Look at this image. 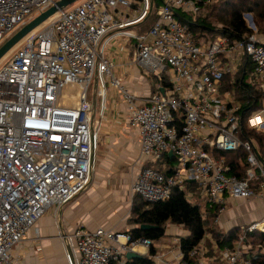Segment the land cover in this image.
I'll use <instances>...</instances> for the list:
<instances>
[{"label":"built area","instance_id":"built-area-1","mask_svg":"<svg viewBox=\"0 0 264 264\" xmlns=\"http://www.w3.org/2000/svg\"><path fill=\"white\" fill-rule=\"evenodd\" d=\"M56 1L0 0V46ZM159 1L80 0L30 32L1 60L0 264H18L17 250L29 230H37L51 208L61 220L62 209L92 182L100 150L99 121L88 95L94 79V92L103 100L101 115L114 90L126 104L129 124L139 129L146 163L132 182V194L163 201L173 187L195 181L204 200L219 206L220 213L229 198L264 199L259 144L240 138L243 105L222 89L224 74L237 72L243 56L254 64L253 75L264 88V44L253 15L244 14L254 31L247 37L219 35L199 42L179 13H198L216 0ZM153 12L148 32H135ZM132 40L134 60L149 73L162 81L163 73L170 72L171 87L160 85L141 103L115 74L116 64L107 53L115 42L125 46ZM69 84L81 92L73 97L74 106L62 100ZM248 125L264 131V106L248 118ZM240 148L250 166L243 178L231 174L226 158L216 155ZM170 151L177 161L170 176L148 165ZM246 227L264 232V219ZM60 237L68 264H127L128 252L152 244L148 239L131 242L128 232L104 228L70 233L61 227ZM242 240L222 253L224 264H249ZM206 253L201 243L190 255L197 257L196 264H207Z\"/></svg>","mask_w":264,"mask_h":264},{"label":"crops","instance_id":"crops-1","mask_svg":"<svg viewBox=\"0 0 264 264\" xmlns=\"http://www.w3.org/2000/svg\"><path fill=\"white\" fill-rule=\"evenodd\" d=\"M258 36L264 43V33ZM134 44L135 42H131L123 46L115 42L108 53L112 55L116 64L115 74L141 103L161 85V82L155 74L149 73L134 60ZM165 73L169 74V71ZM116 93L111 90L110 98L105 101V114L97 119L98 95L96 96L94 92L91 97L93 117L99 121V136L101 135L99 151H102V154L99 152L98 157L101 169L96 170L87 189L62 209L61 220L55 209L51 208L37 222L38 229L29 230L17 250L18 264H68L66 247L60 237L61 227L70 233L77 228L90 232L99 228L127 232L133 227L128 222L132 179L146 162L141 156L139 129L129 124L126 104ZM124 163L131 166L130 169L122 171L123 173L110 172L115 169L114 166H122ZM130 170L133 171L132 178L129 177ZM191 196L190 194L189 197ZM221 213L223 219H219V225L222 228L227 230L235 226H246L264 219V199L229 198L225 210ZM186 234L183 226L170 224L166 235L155 243L157 249L155 261L163 264L182 263L184 260L180 239ZM135 250L140 255L149 253V248L142 244ZM218 255L213 257L212 261L216 260ZM218 262L225 263L221 257Z\"/></svg>","mask_w":264,"mask_h":264},{"label":"trees","instance_id":"trees-1","mask_svg":"<svg viewBox=\"0 0 264 264\" xmlns=\"http://www.w3.org/2000/svg\"><path fill=\"white\" fill-rule=\"evenodd\" d=\"M245 13L253 15L258 33H264V0H216L211 4L203 5L198 13L183 12L179 15L188 23L195 38L200 42L214 39L219 35L233 40L254 33L246 24ZM150 18L154 20V12L146 21ZM253 71L254 64L249 58L243 56V63L237 72L224 74L222 89L231 92L235 99L242 103L243 131L240 132V138L255 140L259 144L260 158L264 162V132L256 131L248 125V118L264 106V88L254 77ZM164 73L160 82L162 87L167 89L171 87V83L169 74ZM155 78L157 79L156 76ZM216 155L226 158L231 166V174L243 178L250 169V166L244 163L247 155L244 148L237 151H217ZM162 161L163 168L155 164L148 165H154L166 176L173 174L177 167L174 165L175 158L166 153ZM190 194L192 198H189ZM203 199L202 189L195 181H186L182 185L173 187L171 197L163 201L150 202L135 193L128 219L133 227L127 232L131 236V242L148 239L152 241V244L147 255L128 259L127 264H163L154 259L157 254L155 243L166 235L170 224L181 225L187 231V234L180 239V249L183 260L190 264H196L197 257H191L190 253L201 243H204L207 249L205 255L207 264H221L218 262L219 257L222 259V253L225 250L235 249L241 237H243V255L249 260V264H264L262 252L264 232L248 231L246 226L222 229L216 222V218L220 215V207L204 206ZM142 224L151 225L152 228L142 229ZM217 255L219 257L212 261V258Z\"/></svg>","mask_w":264,"mask_h":264},{"label":"water","instance_id":"water-1","mask_svg":"<svg viewBox=\"0 0 264 264\" xmlns=\"http://www.w3.org/2000/svg\"><path fill=\"white\" fill-rule=\"evenodd\" d=\"M80 0H57L52 6H50L45 11L41 12L39 15L31 19L26 25H24L21 29L15 32L8 40H6L0 46V61L17 45L19 44L22 39L27 36L30 32L41 26L47 20L55 16L58 12L63 11L64 9L68 8L72 4L77 3ZM251 23H253V17H250ZM95 106L96 103L94 102ZM94 118V117H93ZM243 131V130H242ZM169 154L172 156L173 153L170 151ZM142 229H150L152 228L151 225L142 224ZM128 259L138 257V254L135 251H130L126 254Z\"/></svg>","mask_w":264,"mask_h":264},{"label":"rangeland","instance_id":"rangeland-1","mask_svg":"<svg viewBox=\"0 0 264 264\" xmlns=\"http://www.w3.org/2000/svg\"><path fill=\"white\" fill-rule=\"evenodd\" d=\"M79 2V1H78ZM158 4H160V1L159 0H156V5H158ZM74 4H72L71 6H73ZM141 5H142V3H141ZM71 6H69V7H71ZM122 9H125V8H123L122 7ZM110 10H112V9H110ZM153 22H154V20H153V18H150L149 20H147L146 22H144V23H142V24H140V26L138 25V26H135L133 29H134V31L135 32H139V33H143V34H146L147 32H148V30H149V28L151 27V25L153 24ZM131 42H135L134 40H132ZM16 47V46H15ZM14 47V48H15ZM13 48V49H14ZM12 49V50H13ZM12 50L8 53V54H12ZM108 53V52H107ZM109 54V53H108ZM0 63H1V61H0ZM2 68V65H1V67H0V69ZM169 76H170V72H169ZM95 79L93 80V83L91 84V86H90V88H89V91H88V95H89V100H91V97H92V94L94 93V91H95ZM81 94V92H80V88L77 86V85H75V84H69V85H67L66 87H65V89H64V91H63V95H62V100L64 101V102H66L68 105H70V106H74L75 104H76V99H73V97H78L79 95ZM102 96H101V94H98V97H97V112H96V119H97V117H100V115H101V111H102ZM256 131H260V130H257V129H255ZM260 132H264V131H260ZM100 138H101V135H100ZM100 152V154H102V151H99ZM99 154V155H100ZM98 162H99V159H98ZM163 161L162 160H159V161H157V162H155V163H153V164H155L157 167H162L163 166ZM174 165H177V161H175L174 162ZM115 167V169H113L112 171H110V172H112V173H121L122 171H126L127 169H130V167L131 166H128V165H126L125 163L122 165V166H114ZM101 169V166L99 167V164H97V169ZM163 168V167H162ZM96 169V170H97ZM96 170H95V172H94V174L96 173ZM123 173V172H122ZM133 171L132 170H130V172H129V177L130 178H132V176H133ZM136 175V174H135ZM134 178L135 177H133V181H134ZM93 179V178H92ZM132 181V182H133ZM132 194V193H131ZM133 196H134V194H132V196H130V200H131V206H132V199H133ZM204 206H206V205H209L205 200L203 201V203H202ZM219 219H223V213H220V215H219ZM217 223H219V222H217ZM242 227H244V225L242 226ZM171 229V227H169V230ZM222 229H224V228H222ZM226 230V229H225ZM168 240V239H167Z\"/></svg>","mask_w":264,"mask_h":264},{"label":"bare ground","instance_id":"bare-ground-1","mask_svg":"<svg viewBox=\"0 0 264 264\" xmlns=\"http://www.w3.org/2000/svg\"><path fill=\"white\" fill-rule=\"evenodd\" d=\"M53 17H55V16H53ZM53 17H52V18H53ZM52 18H50V19H52ZM50 19H49V20H50ZM47 21H48V20H47Z\"/></svg>","mask_w":264,"mask_h":264}]
</instances>
